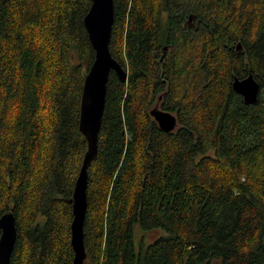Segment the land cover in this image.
Listing matches in <instances>:
<instances>
[{
    "label": "trees",
    "instance_id": "trees-1",
    "mask_svg": "<svg viewBox=\"0 0 264 264\" xmlns=\"http://www.w3.org/2000/svg\"><path fill=\"white\" fill-rule=\"evenodd\" d=\"M91 0H0V217L10 264H71L87 152ZM112 72L88 167L86 264H264V0H114ZM250 73L246 105L235 77ZM178 118L172 133L150 116ZM156 103V104H157ZM162 231L136 250L135 226Z\"/></svg>",
    "mask_w": 264,
    "mask_h": 264
},
{
    "label": "water",
    "instance_id": "water-1",
    "mask_svg": "<svg viewBox=\"0 0 264 264\" xmlns=\"http://www.w3.org/2000/svg\"><path fill=\"white\" fill-rule=\"evenodd\" d=\"M113 24L114 0H91L84 25L94 50V61L85 77L78 125L88 148L70 200V243L73 251L71 264H86L87 261L84 227L88 211V167L98 153L108 81L112 72H115L122 82L128 79V72L113 58L110 51ZM232 88L243 98L246 105L258 103L261 85L252 73L242 79L235 77ZM150 116L166 133H172L178 127L177 116L162 110L159 104L150 110ZM17 235L14 214L8 211L0 217V264H10Z\"/></svg>",
    "mask_w": 264,
    "mask_h": 264
},
{
    "label": "rangeland",
    "instance_id": "rangeland-1",
    "mask_svg": "<svg viewBox=\"0 0 264 264\" xmlns=\"http://www.w3.org/2000/svg\"><path fill=\"white\" fill-rule=\"evenodd\" d=\"M155 102L151 107L154 108L159 103ZM135 242H136V250L140 252V250H145L148 245L152 244L155 239H157L160 235H164L162 231H153V232H144L139 225L135 226Z\"/></svg>",
    "mask_w": 264,
    "mask_h": 264
}]
</instances>
